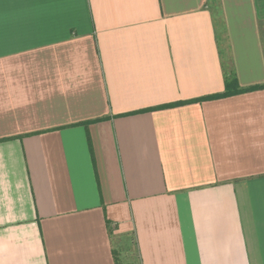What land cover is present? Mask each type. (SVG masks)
<instances>
[{
  "label": "crops",
  "instance_id": "crops-1",
  "mask_svg": "<svg viewBox=\"0 0 264 264\" xmlns=\"http://www.w3.org/2000/svg\"><path fill=\"white\" fill-rule=\"evenodd\" d=\"M262 86L264 0H0V264H264Z\"/></svg>",
  "mask_w": 264,
  "mask_h": 264
},
{
  "label": "rangeland",
  "instance_id": "rangeland-1",
  "mask_svg": "<svg viewBox=\"0 0 264 264\" xmlns=\"http://www.w3.org/2000/svg\"><path fill=\"white\" fill-rule=\"evenodd\" d=\"M130 259H132V261H130V262H132L133 264H134V262H137L136 258H130ZM129 264H131V263H129Z\"/></svg>",
  "mask_w": 264,
  "mask_h": 264
},
{
  "label": "trees",
  "instance_id": "trees-1",
  "mask_svg": "<svg viewBox=\"0 0 264 264\" xmlns=\"http://www.w3.org/2000/svg\"><path fill=\"white\" fill-rule=\"evenodd\" d=\"M255 89H264V86L258 87V88H255ZM252 90H254V89H252Z\"/></svg>",
  "mask_w": 264,
  "mask_h": 264
}]
</instances>
